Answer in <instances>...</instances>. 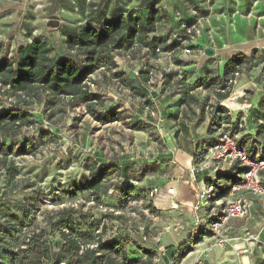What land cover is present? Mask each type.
<instances>
[{
  "label": "rangeland",
  "instance_id": "rangeland-1",
  "mask_svg": "<svg viewBox=\"0 0 264 264\" xmlns=\"http://www.w3.org/2000/svg\"><path fill=\"white\" fill-rule=\"evenodd\" d=\"M209 2L212 0L205 1V5ZM217 4L220 5L217 10L209 11V28L214 44L209 46L206 31V36L195 42L212 47V55L196 50L184 52L189 44L183 41L176 42L157 56L144 51L136 54V58L130 53L116 56L118 71L126 73V79L133 87L143 86L145 95L134 94L116 78H110L107 83L94 84L91 81L101 80V77L98 74L91 76V81H88L90 90L101 93L104 99L103 107L93 108L106 115L107 122L93 119L84 105L46 110L42 102L31 104L29 109L34 119L41 121L43 127L54 135L55 141L45 142V139L37 137L36 154L12 157L17 169V184L13 191L5 192L6 173L0 168V225L7 221L16 225L14 234L5 235L0 243V264H8L3 249H15L21 237L45 224V215L68 205L101 220L106 226L102 234L105 241L128 236L125 245L132 255L151 249L156 252L154 264H164L163 251L173 264H196L195 260L200 255L197 250L206 242L204 237L210 232L191 240V200L182 201L178 209H169L163 204L167 199L157 196L155 202L153 200L157 212L153 214L145 209L142 198L131 200L121 208V194L107 188L100 195L98 204L92 199L90 191L82 188L88 175L83 159L87 155H98L105 162L123 163L120 169L129 178L121 181L131 183L135 188L146 183L158 185L161 181L162 185L167 181L176 183L181 185L179 198H186V193L189 199L191 194L194 195L196 183L187 179L186 168L191 162L188 159H192V149L200 141L198 137L207 139L215 132H204L197 107H193L195 112H191L187 107L179 106L185 84L202 76L212 81L209 87L194 90L201 100L206 98L205 117L217 103L215 93L220 87L219 80L227 78L225 89L232 94L221 103L230 105L236 100L237 93L243 91L246 95L242 102L245 100L253 105L248 112L249 117L248 114L246 117L248 129L237 127L233 131L238 139L252 133L244 141L246 146L264 149V34L261 32L264 0H219ZM69 9V0H42L39 5L35 0H0V41L9 42L10 54L13 39H26L30 32L42 35L49 42L50 35L62 39L82 19L81 15ZM170 26L169 23L159 25V33L165 35ZM222 39L226 41L224 47L218 42ZM49 45H52L51 42ZM236 54L245 56L238 66L239 70L233 78L225 77L223 68L226 58ZM140 68L149 70L151 77L148 83H141L138 79ZM9 99L13 98L5 102ZM169 105L174 107H166ZM180 111V121L188 125V134L175 121ZM22 133L34 135L35 125L23 128ZM167 153L172 155L171 160L166 159ZM157 156L160 160H155ZM70 180L77 183L74 193L66 189ZM111 180L117 183L116 174L111 176ZM104 186L108 187V183L105 182ZM9 212H14V216H9ZM109 212L122 214L125 221L104 217ZM259 213L263 218L264 210ZM201 214L204 215L205 211L202 210ZM75 219L78 220V217ZM234 224H241V221ZM258 232L264 245V224ZM49 239L52 244L60 241L57 233L51 234Z\"/></svg>",
  "mask_w": 264,
  "mask_h": 264
},
{
  "label": "trees",
  "instance_id": "trees-1",
  "mask_svg": "<svg viewBox=\"0 0 264 264\" xmlns=\"http://www.w3.org/2000/svg\"><path fill=\"white\" fill-rule=\"evenodd\" d=\"M170 1L69 0V10L81 15L82 19H79L78 26L64 38L50 35L52 45H49L50 42L42 35H32L30 32L26 35L28 39H13L10 54L9 42L0 41V168L6 173L5 192L13 191L17 184V169L12 157L36 154L37 137L45 139V142L55 141L54 135L43 127L41 121L34 119L29 109L32 103L42 102L46 110H64L62 107L84 105L93 119L105 123L108 121L106 115L93 108L103 107L104 99L101 93L90 90L88 81H91L92 75L98 74L101 77V80L91 81L94 84L107 83L110 78H116L134 94L145 95L143 86L133 87L126 79V73L118 71L116 56L130 53L136 58V54L142 51L157 56L176 42L180 43L188 38L185 26L191 25L199 16H209V9L201 6L199 0H179L183 6L172 4ZM169 6L174 8L168 10ZM165 23H169L172 28L170 26L168 33L164 35L159 33L158 28ZM244 57L242 54L228 56L223 68L224 76L233 78ZM137 74L141 83L149 82L151 76L148 69L140 68ZM226 80L227 78L219 80L220 87L215 93L217 103L206 117V98L201 100L194 90L198 87H209L212 81L208 77L202 76L192 83L185 84L181 93L182 102L179 107H187L191 112H195L193 107H197L204 132H215L213 137L209 136L207 139L198 137L200 141L194 145L191 152L192 163L202 161L208 148L217 141L220 129L236 134L233 128L240 127V113H229L228 108L221 103L231 93L225 89ZM8 98L13 99L6 103ZM170 106L174 107H166ZM176 106L178 107V104ZM181 117L182 111L175 117V121L179 122L180 128L188 134V125L185 121H180ZM34 125V135L22 133L23 128ZM140 127L142 126L138 128ZM240 128L248 129V124ZM250 134L252 133H246L236 140L238 147H244L249 153H253L257 147L246 146L244 142ZM166 156L167 160L172 159L169 153ZM155 160H160V156L155 157ZM83 162L88 175L82 188L88 189L92 199L98 204L100 195L105 193L107 188H112L114 192L121 194V208L131 200L142 198L143 206L148 212H157L150 190L154 186H163L162 181L158 185L146 183L145 186L139 185L135 188L131 183L121 181L129 178L120 169L123 163L111 160L105 162L98 155H87ZM114 174L118 178L117 183L111 180ZM219 177L221 185H218L217 189L224 194L227 182L233 178V174L226 171ZM136 180L135 178L134 181ZM205 180L209 181V178ZM105 182L108 187L104 186ZM262 183L264 185V177ZM76 184L75 180H70L66 189L74 193ZM14 214L8 213L12 217ZM75 217H78V220ZM104 217L125 221L122 214L113 212L106 213ZM211 219L207 218V224ZM14 230L16 225L13 222L1 224L0 243L5 235H13ZM105 230L106 226L101 220L68 205L45 215L44 225L21 237L15 249H3V254L7 257L8 264H154L155 251L143 249L141 254L132 255L125 245L128 243V236H120L107 242L102 238ZM209 232V229L204 227L200 234ZM53 233H57L60 239L56 244H52L49 239ZM199 237L200 235H196L191 240H197ZM165 256L169 257L167 253Z\"/></svg>",
  "mask_w": 264,
  "mask_h": 264
},
{
  "label": "built area",
  "instance_id": "built-area-1",
  "mask_svg": "<svg viewBox=\"0 0 264 264\" xmlns=\"http://www.w3.org/2000/svg\"><path fill=\"white\" fill-rule=\"evenodd\" d=\"M35 1L39 5L42 0ZM209 26V16H199L191 25L184 27L188 38L183 41H187L189 44V47L183 49L184 52L189 53L196 50L199 53H204V46L197 45L195 42L204 35L205 31L207 32L206 38L210 42L209 46L214 44ZM220 43L221 47L225 46V43ZM156 50L158 51V49ZM245 95V92L239 91L234 102L228 106L223 103L229 113H240V127L247 126L246 116L251 107L247 101L242 102ZM236 139L237 134L220 129L217 141L208 148L202 161L199 163L190 162L186 168L187 179L196 183L191 204V235L192 237L204 236V234H200V231L206 227L209 229L212 239L211 243L207 245V250L212 247L225 248L228 242L232 241L230 244L232 251L252 255L255 250L264 248L259 239V232L254 229L260 226V221L253 214L254 198L264 196L262 183L264 149L257 148L253 153H249L246 148L237 146ZM168 150L170 151V149ZM226 171H231L233 178L227 182L225 193L222 194L217 186L221 185L219 175ZM206 178H209V181H206ZM150 195L154 196V199L157 196L167 199L169 209L180 207L177 201L178 186L176 183L154 186L150 190ZM202 210L205 211L204 215L201 214ZM208 217L212 219L207 224ZM238 220L241 221V224L235 225L234 223ZM195 262L203 264L200 256ZM165 264H173V262L168 259Z\"/></svg>",
  "mask_w": 264,
  "mask_h": 264
},
{
  "label": "crops",
  "instance_id": "crops-1",
  "mask_svg": "<svg viewBox=\"0 0 264 264\" xmlns=\"http://www.w3.org/2000/svg\"><path fill=\"white\" fill-rule=\"evenodd\" d=\"M205 1L208 2L210 0H199V4H201V6H203L205 8H208L209 11H211V12H213L214 9L217 10L216 8L220 6L219 4H217L219 0H212V2L207 3V5H205ZM170 2H172V4L176 3L179 6L182 5V2H180L179 0H171ZM172 8H174V7L169 6L168 10H172ZM232 13H234V12H232ZM220 14L221 13H217L216 15H220ZM220 25L222 26L223 24L220 23ZM232 26H233V24H232ZM261 32H263V34H264V26H261ZM203 36H205V33ZM219 38H220V36H219ZM218 42H224L225 43L226 41H224L222 39ZM207 46L208 45H206V44L204 45V47H207ZM202 94H203V92L200 93V96H202ZM170 107H172V106H170ZM252 107H253V105H252ZM191 160H192L191 157H189L188 162H190ZM178 182L181 183L180 181H178ZM166 183H172V182L167 181ZM177 186H179V188H178V190H179L181 185L177 184ZM193 186H194V184H193ZM184 193H185V191H184ZM185 196H186V198L181 199L177 195V201L179 202L180 207H181V202L184 200H187L186 202H190V200H191V204L193 202L194 196L192 194L190 195L189 199H188L186 193H185ZM154 202H155V199H154ZM163 204H166L165 206L168 208V201L163 202ZM261 209L264 210V196L260 197V198L255 197L254 198V205H253V214L260 221V226L258 228H260L264 224V222H263L264 217L261 218L260 213H259L261 211ZM190 214H191V211H190ZM258 228H254V229L256 231H258ZM204 239H206V242L204 241V243H202V247L199 250H197L198 255L200 254L199 256L203 260V264H264V248L262 250H258V249L255 250L252 255L236 253L230 249V244L232 242V241H230V242H228V244L226 245L225 248L212 247L210 250H207V245L209 243H211L212 239H211L210 235L205 236ZM259 239H260V236H259ZM201 251H203V252H201ZM163 255L165 257V258H163V262L165 264L166 261L169 259V257L165 256V252Z\"/></svg>",
  "mask_w": 264,
  "mask_h": 264
},
{
  "label": "water",
  "instance_id": "water-1",
  "mask_svg": "<svg viewBox=\"0 0 264 264\" xmlns=\"http://www.w3.org/2000/svg\"><path fill=\"white\" fill-rule=\"evenodd\" d=\"M50 22L55 23V24L57 23V21H50ZM204 53L207 55H212L214 53V50L212 47L207 46L204 48Z\"/></svg>",
  "mask_w": 264,
  "mask_h": 264
}]
</instances>
